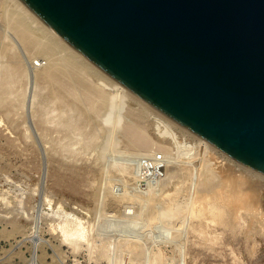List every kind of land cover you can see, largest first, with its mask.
Here are the masks:
<instances>
[{"label":"rangeland","instance_id":"1","mask_svg":"<svg viewBox=\"0 0 264 264\" xmlns=\"http://www.w3.org/2000/svg\"><path fill=\"white\" fill-rule=\"evenodd\" d=\"M6 3L7 0H0V22L4 26L6 23L2 13ZM8 30L9 33L3 29L0 30L1 36L14 34L13 30L9 28ZM20 46L16 50H19L22 59L21 76L12 85V95L5 100L4 104L0 103V242L1 245L19 242L20 245L14 249L12 257L26 258L34 253L42 264H62L63 261L73 264L74 259L86 261V264L89 261L90 264H172L175 262H177L175 264H264V181L259 171L250 167L240 168L234 161H230L234 163L231 166L229 159L224 157L225 155L205 148L203 141V143L199 141L198 144L197 137L194 140L193 134L187 133V135L186 131L181 132L177 128L173 130V127L170 126L173 130L171 131L164 120L154 119L156 114L150 109L153 107L152 104L148 106H151L149 109L139 108L144 112V116L141 118L142 125L153 141L163 140L164 145L172 149L171 153L174 156L172 157L171 154V157H167L169 160L172 159V162L160 157L161 152L158 153V157L132 153L118 132L113 130L111 122L105 124L97 121L99 123L97 131L95 129L97 137L87 144L85 136L92 131L94 118L88 114L82 104L77 105L70 100L67 105H63L51 96L50 89L43 82H35L33 77L29 78L32 76L31 73L27 77L26 71L31 69L32 72L30 67L32 61L40 58L46 61L47 57L44 53L24 49L23 45ZM7 60L8 55L5 52L4 41H1L0 62ZM109 88L111 91L115 90L110 85ZM116 92L111 93L118 97L121 96V98L123 95L125 96L123 92ZM123 99L122 104L118 102L113 108V119L123 113L127 95ZM42 109L47 110L49 116L56 120L62 113L74 115L82 109L84 112L81 118L75 114L76 120L73 123L80 124L83 128L82 130L76 129L70 136L64 135L65 131L53 130V127L45 134L37 123L38 117L35 116V113ZM163 125L167 127L166 134L160 133L161 127L164 128ZM51 126L52 124L49 123L48 127ZM172 132H174L173 135H170ZM175 133L176 135H174ZM176 137H180L179 140L182 142L184 150L179 146L181 144H177ZM191 147L196 148L192 149ZM187 148L198 151L199 155L196 156L199 159L195 157L194 160L196 163L201 158H208L207 161L210 162L214 159L216 160L214 162L223 161L228 163L226 165L232 171L240 168L243 174L257 180L259 191L261 190L260 196L256 194L259 196L257 203H260L257 204V209L261 208L258 211V216L251 217L241 213V210L243 211L241 208L238 211L239 217L232 223H223L209 213L201 217L191 215L192 203L188 198L194 192V186L191 185L192 180H189V177V179L185 178L186 180H184L183 178L182 180L181 170H179L180 161L186 160L184 155ZM201 148H205L206 151L204 152ZM218 150L222 149L218 147ZM201 154L206 156L202 155V157ZM154 166L155 168H153ZM171 166L172 168H169ZM184 171L186 170L184 169L183 173ZM240 171L236 170V173ZM258 178L262 181L259 182ZM182 181H187L189 186L185 185L187 183L183 185ZM185 186L188 189L186 192ZM179 191L180 193H177ZM148 193L149 196H147ZM100 197L103 199L100 200ZM98 200L99 202H97ZM159 201L160 203H158ZM143 202L146 203L143 205ZM163 202L165 203L164 207H162ZM136 204L139 205V208L141 207V212H136V208L140 210ZM161 204L163 205L161 206ZM171 204L174 205L170 206ZM142 206L145 208L143 209ZM167 207L172 210L171 214L174 212L173 216H170V212L163 215L160 213V210ZM52 208L56 210L54 213ZM125 209H127V213L124 212ZM179 211L180 214L183 213L182 217ZM186 211L189 212V215ZM133 212H136L138 216ZM69 213L73 215L70 216ZM139 214L143 216L140 217ZM144 214L149 216L150 220ZM153 215L157 217L155 218ZM262 215L263 217H261ZM168 217L170 218L168 219ZM63 219L64 221H62ZM79 219L87 227V237L89 238L85 240L89 242L82 240L81 245L75 246L64 241L58 225L60 221L71 224ZM137 219H140V223ZM164 219L171 220V222H165ZM151 220H155L157 223L154 221L152 224ZM160 221L169 225L163 224V226ZM145 222H147L146 225H144ZM158 222L160 227H158ZM149 223L156 227L151 228ZM15 224L19 227H17L18 230H15ZM180 224L182 229H180ZM140 225L143 226L142 229ZM153 228L155 233V229H157V233L164 229L162 231L166 234L169 233L168 237L162 231L164 237L160 236L161 233L155 235ZM183 228L186 230L185 234L182 232ZM169 230L173 232L171 233ZM147 231L148 233L150 231L153 239ZM3 233H5L4 236L1 235ZM154 235L156 238L153 237ZM155 253L161 255L160 263L151 261ZM114 258L117 259L112 260Z\"/></svg>","mask_w":264,"mask_h":264},{"label":"water","instance_id":"2","mask_svg":"<svg viewBox=\"0 0 264 264\" xmlns=\"http://www.w3.org/2000/svg\"><path fill=\"white\" fill-rule=\"evenodd\" d=\"M137 95L264 173V0H24Z\"/></svg>","mask_w":264,"mask_h":264},{"label":"bare ground","instance_id":"3","mask_svg":"<svg viewBox=\"0 0 264 264\" xmlns=\"http://www.w3.org/2000/svg\"><path fill=\"white\" fill-rule=\"evenodd\" d=\"M2 15H4L3 19H4V22L6 23V25L4 26L0 22V30L3 29V30H5L6 33H9V30H8V28H9V29L13 30L14 34H8L7 36H4V37L1 36V34H0V42L4 41L5 52L8 55L7 61L0 62V103L4 104L5 100L9 96L12 95V92H11L12 85L16 81H18L19 76H21L22 59L20 57L19 50H16V48L17 47L19 48V47H21L20 45H23L24 49H32V50L38 51L39 53H44L47 57L46 61H44L42 58H40L36 61H32L31 64L29 63L30 67L32 68V72H31V69H29L30 70V71H28L29 73L26 71L25 75L28 77L29 74L31 73L32 76H29V78L33 77L32 79H34L35 82H38V81L43 82L45 84V86L50 89L51 96L54 97L55 99H57L58 101H60L63 105H67V103L70 100L72 102L76 103L77 105L82 104L84 106V108L88 111V114H90L94 118V122L92 125V131L90 133L86 134V136H85L87 144L92 142V140L95 137H97L96 131H97V128L99 125V123H97V121H101L102 123H105V124L111 122V126H112L113 130L118 132L120 137L125 142L126 147H128L129 151L131 150L132 153H139V154H143L145 156L147 155L148 157H149V155H156L154 157H158L159 156L158 153L161 152L162 154L160 157H162L164 159H168L167 157H171L170 155L172 154L171 153L172 149L169 146L164 145V143L162 142L163 140L159 139L160 141H153L152 138L148 135L145 127L142 125L141 118H142V116H144V112H142L139 108L149 109L151 106L150 107H148V106L151 105V103H149L148 101H146L142 97L137 96V94L133 90H131L127 85H125L121 81L117 80L111 74H109L107 71H105L102 68H100L99 66H97L92 60H90L86 55H84L82 52H80L77 48H75V46H73L70 42H68L65 38H63L57 31H55L24 0H7V3L4 7ZM6 40H8V41H6ZM109 85L112 87V89H115V90L117 89L120 92H123L125 94V96L127 95V100L124 102L125 108H124L123 113L114 117V119L112 118L113 108L115 107V105L118 104V102L122 104V100H124L123 98H125V96L123 94H121V95H123V98H121V96L118 97V96L112 94L111 92L115 93L117 90L111 91L110 88L108 89ZM120 92H118V93H120ZM157 108L158 107H156V106L154 107V105L152 108H150L153 111V113L156 114V117H154V119L159 120V118H160V119L164 120V122L166 123V125H168V127H170V126L173 127V130H174V128L175 129L177 128V129L181 130V132L186 131L185 132L186 134L187 133L193 134L194 140H195V137H197L196 139L198 141V144H199V141L201 143L204 142L205 146H206L205 148H210L212 150H215L216 152H220L223 155H225L224 157L229 159V164L231 166L234 163L230 162V161H234L237 165L240 166V168H242V167L248 168L249 167V166L241 163L237 159L233 158L232 156L227 154L225 151L218 150V147L216 148V146L214 144H212V143L210 144V141H208L207 139H205L204 137H202L201 135H199L195 131L193 132L192 129H191L192 131L189 130L190 128L188 129L187 126H186L187 128L183 127L182 126L183 124L181 122L174 119L173 117H172L173 119L168 117L167 113H166L167 115H165L164 111L161 110L162 112H164V113H162L160 110H158L159 108L158 109ZM78 112L74 113V115L76 114L77 116H80V118H81L82 113L84 111L82 109H80V110H78ZM150 113H152V112L150 111ZM35 114H36L35 116L38 117L37 123L41 127L43 132H45V134L48 133L49 131H51L52 127H53L54 128L53 130H56L58 132L65 131L64 135L70 136L76 129L82 130V128H83L80 124L75 125L73 123L76 120V118L74 115L69 114V113H67V114L62 113L58 117L57 120L54 118H51L49 116V112L45 109H42V111L39 110L38 113H35ZM49 123L52 124L51 127H48ZM158 123L159 122H157V125H159ZM162 124H164V123L162 122ZM171 127H170V129H171ZM95 129H96V131H95ZM170 129H169V132H170ZM165 130H167V127H165V126H164V128L161 127L160 133L166 134ZM173 130L171 129V131H173ZM173 133L174 132H172V134H170V133L169 134L173 135ZM174 135H176V133ZM189 136H191V135H189ZM179 138H177L175 140L178 141L177 144L178 145L181 144L179 146L182 147V142L179 140ZM61 144H64V143H61ZM196 145H194V146H196ZM190 146H192V145H190ZM190 146H189V148H190ZM201 147H203V146H201ZM193 148H196V147H193ZM205 148H201V149L204 150V152H205L206 151ZM182 149L184 150L183 147H182ZM192 149H190V150H192ZM179 150H180V148H179ZM188 150L189 149L187 148V151ZM187 151L185 152V155H184L186 160H184V159L181 161L179 160L180 164H179V162H178V164L180 167L179 170H181L182 180H183V178H184V180H186L185 178L189 177L190 179L189 178L188 179L192 180L191 185L194 186V192H192L190 197L188 196L189 197L188 199L191 200V203H192L191 204L192 205L191 215L201 217V216L209 213V214H212L213 216H215L216 218H218L223 223H232L235 221L236 218L239 217L238 211L241 208V209H243V211L241 210V213L243 212L244 214L251 216V217H253L255 215L258 216L257 215V214H259L258 211H260L261 208L259 210L257 209V204H260L257 202H258V197L260 196L259 192L261 190L259 191V184L257 183V180H255L254 178L252 179L249 176H246L245 173H244L245 174L244 175L240 171V168L232 171L231 168L229 169L227 167L226 164H228V163H225L223 161L214 162V160H215L214 159L210 162V161H207L208 158H201V160L200 161L198 160V162L196 163V161H194V160H195V157L197 159H199L196 156V155H199V154H197L198 151L196 152L194 150L196 152V154L193 150L190 152L188 151V153H187ZM178 155L180 156L179 153H178ZM202 155L203 154H201V156ZM173 156H174V154H172V157ZM203 156L205 157L206 155L204 154ZM171 160H169V161L172 162ZM115 164H114V166H115ZM146 166H147V164H146ZM167 166H168V164H167ZM176 167L178 168V166H176ZM153 168H155V166ZM169 168H172V166ZM184 169L186 171H184V173H183ZM156 170H157V168H156ZM236 170L240 171V172L236 173ZM251 170H253V169H251ZM259 173H260L262 180L264 181V173H262V172H259ZM104 174H105V172H104ZM151 174H152V172H151ZM139 178H141V177H139ZM135 179H137V178H135ZM165 179H166V177H165ZM188 179H187V181H188ZM262 180H259V178H258L259 182H261ZM187 181L186 182L182 181L183 185H184V183H187ZM145 184H146V182H145ZM185 185L189 186V183H187ZM148 186H146V187H148ZM152 187H155V186H152ZM187 187L185 189V192H186V190L188 191ZM156 188H158V187H156ZM147 189L148 188H146V190ZM149 189H150V187H149ZM191 190H190V193H191ZM147 192H149V191L147 190ZM177 193H180V191ZM182 193H184L183 190H182ZM256 194H258L259 196L258 195L256 196ZM142 195H144V194H142ZM104 196H106V195H104ZM147 196H149V193ZM101 198L102 197H100V200H101ZM178 199H179V197L177 198V200ZM139 200H141V199H139ZM151 200H152V198H151ZM186 200H187V198H186ZM97 202H99V200ZM145 203L143 202V205ZM158 203H160V201ZM167 203H168V201H167ZM171 203H173V202H171ZM185 203H187V202H185ZM137 204H136V206L138 207L139 205H137ZM156 205H154V206H156ZM159 205H158V207L160 208ZM162 205L163 204H161V206ZM173 205L171 204L170 206H173ZM176 205H178V204L176 203ZM187 205H189V204H187ZM97 206H99V205H97ZM103 206H105V204H103ZM164 206H165V203L162 207H164ZM181 206H182V204H181ZM142 208H143V206H142ZM156 208H157V206H156ZM188 208H189V206H188ZM139 209L140 210H137V208H136V212L137 211L141 212V210H142L141 207ZM174 209H175V206H174ZM185 209H186V207H185ZM126 210L127 209H125V211H124L125 213H127ZM54 211H56V210L53 209V213H54ZM170 211L172 212V210L169 207H167V208H163L162 210H160V213L163 215L164 213L166 214L167 212H170ZM136 212H133V213H135L138 216V214ZM171 212L169 214H171ZM188 213L189 212H187V214ZM47 214L49 215V213H47ZM145 214H144V216H145ZM169 214H168V216H169ZM172 214L170 216H173ZM179 214H180V211H179ZM50 215H51V213H50ZM66 215H67V213H66ZM71 215H73V214H70V216ZM150 215H151V213H150ZM180 215L182 217L183 213ZM142 216L140 215V217H142ZM153 216L156 218L158 216V214H157V216H155V215H153ZM166 216H165V218H166ZM69 217H68V219H69ZM145 217H147L149 219V216H145ZM160 217H161V215H160ZM181 217H180V219H181ZM261 217H263V215ZM163 218H164V216H163ZM169 218L170 217H168V219ZM185 218H188V217L185 216ZM66 219H67V217H66ZM80 219H79V221H75L74 223H71V224L69 222H61L60 221V223H59L58 221H56L59 223L58 227L62 233V236L61 235L60 236L64 237V241H66L67 243L70 242V243L74 244L75 246L77 244L81 245L82 240L84 241L85 239L89 238V237H87V232H88L87 227L84 225V223ZM151 219H153V218H151ZM160 219H162V218H160ZM186 220H188V219H186ZM62 221H64V219ZM142 221H143V219H142ZM154 221L151 220V223ZM167 221L168 220H165V222H167ZM56 222H55V224H56ZM70 222H71V220H70ZM168 222H171V220ZM173 222H174V220H173ZM139 223H140V221H139ZM151 223H149L150 226H151ZM160 223H162V221H160ZM55 224H53V225H55ZM146 224H147V222H145L144 225H146ZM152 224H154V223H152ZM158 224H159V222H158ZM163 224H167V223H162V225ZM15 225H16L15 230H18L19 227L17 226V224H15ZM167 225H169V224H167ZM140 226L142 229L143 226L142 225H140ZM163 226H162V228H164ZM180 226H181V224H180ZM58 227L56 225V228H58ZM129 227H130V225H129ZM134 227H136V226H134ZM152 227L155 228L156 226L152 225L151 228ZM158 227H160V224ZM165 227H167V226H165ZM126 228L128 229V227H126ZM154 228H153V233H155ZM169 228H170V226H169ZM144 229H146V228H144ZM176 229H178V228H176ZM180 229H182V226L180 227ZM159 230H160V228H159ZM162 230H164V229H161L159 231V233H161ZM171 230H173V229H171ZM155 231L157 233V229H155ZM169 231H167V232H169ZM179 231H181V230H179ZM184 231H186V230H184V228H183L182 232H184ZM162 232L164 233V231H162ZM165 232H166V230H165ZM170 232L172 233L173 231H170ZM147 233H148V231H147ZM156 233H155V235H156ZM159 233H157V234H159ZM163 233H161L162 235L160 234V236H163L164 234H166V233H164V234ZM148 234L150 235V231ZM184 234H185V232H184ZM1 235L4 236L5 233H3ZM6 235H7V233H6ZM151 235H150V237L152 238ZM155 235L153 237L156 238ZM167 235H169V233L166 234V236ZM86 241L87 240H85V242ZM87 242H89V241H87ZM178 242H180V241H178ZM177 246H178V244H177ZM75 249H77V247H75ZM33 256H34V258L38 257V256L34 255V253H33ZM115 259H117V258H114L112 260H115ZM161 260H162L161 255H159L158 253H155L154 256L152 257L151 261L153 263H160ZM38 263L41 264L40 262H38ZM175 263H177V262H175ZM175 263H172V264H175Z\"/></svg>","mask_w":264,"mask_h":264},{"label":"built area","instance_id":"4","mask_svg":"<svg viewBox=\"0 0 264 264\" xmlns=\"http://www.w3.org/2000/svg\"><path fill=\"white\" fill-rule=\"evenodd\" d=\"M20 244L19 242H11L5 245H1L0 242V264H39L41 263L40 259L38 257L33 256L31 254L30 257L26 258H15L12 257V252L16 247H18ZM75 262L73 264H86V261H83L81 259H74ZM42 264V263H41ZM62 264H67L65 261L62 262ZM90 264V261L88 262Z\"/></svg>","mask_w":264,"mask_h":264}]
</instances>
